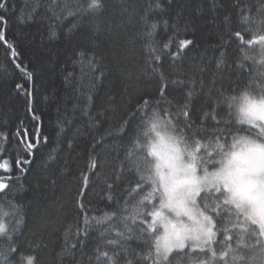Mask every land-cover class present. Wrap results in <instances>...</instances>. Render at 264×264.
I'll return each mask as SVG.
<instances>
[{
    "label": "snow or ice",
    "instance_id": "obj_1",
    "mask_svg": "<svg viewBox=\"0 0 264 264\" xmlns=\"http://www.w3.org/2000/svg\"><path fill=\"white\" fill-rule=\"evenodd\" d=\"M0 48V264H264V0H0Z\"/></svg>",
    "mask_w": 264,
    "mask_h": 264
},
{
    "label": "trees",
    "instance_id": "obj_2",
    "mask_svg": "<svg viewBox=\"0 0 264 264\" xmlns=\"http://www.w3.org/2000/svg\"><path fill=\"white\" fill-rule=\"evenodd\" d=\"M114 3H119L120 0H112ZM16 14L13 13V16ZM25 31H30V29H24ZM31 31H34V29H31ZM198 35H201V33H198ZM40 40V36L36 35L35 40L33 42H29L28 40H23L21 41L20 47L21 51L23 52V56L28 59L32 60L35 59V49L37 46L38 41ZM195 54V53H193ZM5 62L4 58V52L3 49L0 48V65H3ZM45 78L48 81L49 84V91H48V96L51 97V89L58 88L61 89V94L63 95V89L67 87L66 85L62 84V78L58 73H52V72H45ZM57 104L55 102H52L51 100L40 104L38 107L43 113V123L41 125V132L43 135L49 137V145L45 148H41V153L47 152L51 147L59 146L58 145V140H62L65 135L71 136L74 132L77 126H81L80 124V118L77 117H69V119L73 120L72 124H65L64 125V132H60V127L58 125V117H57ZM13 107L16 109V112L14 115H21L23 116V104L22 101H14L13 102ZM70 107V106H69ZM14 118V116H13ZM26 119V118H25ZM59 134V135H58ZM81 144L84 142L81 141ZM107 147V146H106ZM39 155V154H38ZM40 161L37 160V163ZM61 162H63V154H62V159ZM83 163V161H81ZM59 193H56L53 196V199L49 202V205H55L59 202ZM36 210H33V213H35ZM43 211V209H41ZM49 211L52 212L53 216L56 214V210L54 207H49ZM33 223V219L30 217L29 219V226L31 227ZM53 229L54 230H49L48 235L45 236V243L48 245L47 252L43 253L45 256H50L52 253L53 249L61 242L59 239L60 236V226L55 223L53 220ZM28 232L25 230V235H27Z\"/></svg>",
    "mask_w": 264,
    "mask_h": 264
}]
</instances>
